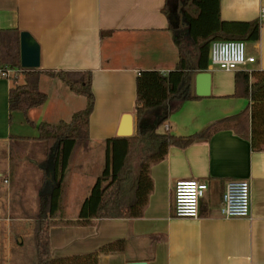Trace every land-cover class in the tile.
<instances>
[{"label":"crops","instance_id":"1","mask_svg":"<svg viewBox=\"0 0 264 264\" xmlns=\"http://www.w3.org/2000/svg\"><path fill=\"white\" fill-rule=\"evenodd\" d=\"M165 0H0V29L28 32L40 47L39 71L92 73L94 110L88 143L65 171L69 181L66 219L75 220L95 178L101 173L105 140L116 136L121 121H134L135 78L139 71L168 73L179 51L171 21L161 12ZM220 18L228 22L260 21L259 38L245 42L255 58L244 69L264 70V0H221ZM102 32H110L102 36ZM210 96L187 100L168 117L164 127L175 136L196 135L185 148L170 146L166 157L152 165V191L138 218L93 219L88 226L54 225L49 229L51 257L84 255L108 243L98 264H264V149L254 150L248 138L220 130L208 141L201 132L210 123L249 109L250 100L232 97L234 73L208 67ZM12 80L0 77V264H36L34 220L9 212L10 136L36 137L40 122L69 121L85 107L57 77L41 74L38 90L45 103L27 113L9 114ZM14 124L16 128H14ZM164 129V128H163ZM29 133V134H25ZM96 159V162H95ZM100 171V173H99ZM178 180L206 183L197 218L173 215V189ZM245 180L250 185L248 218L225 219L220 207L225 185ZM31 208H35L31 207Z\"/></svg>","mask_w":264,"mask_h":264},{"label":"trees","instance_id":"2","mask_svg":"<svg viewBox=\"0 0 264 264\" xmlns=\"http://www.w3.org/2000/svg\"><path fill=\"white\" fill-rule=\"evenodd\" d=\"M220 1L165 0L161 12L166 18H177L179 14L182 17L181 24L178 22L169 27L179 51L178 62L166 74L157 70L137 73L135 132L132 136H113L105 140L103 168L81 203L75 220L66 219L69 181L65 179V171L88 143L89 119L95 105L92 73L89 70L22 69L19 57L21 31L18 28L0 29V68L18 70V75L23 76L21 83L12 79L8 93L10 116L15 112L22 113L26 122L32 124L27 113L42 106L47 98L38 90L41 74L57 77L71 92L85 98V107L73 113L69 121L40 122L33 138L10 136L9 177L13 178L14 167L24 160H28L30 167L38 173L35 208H28L20 201L16 205L18 211L12 206L10 212L12 217L34 220L36 264H98L99 255L116 250L118 242L105 244L84 255L52 258L50 227L59 224L88 226L93 219L141 217L152 191L150 167L166 157L170 146L185 148L196 141V135L175 136L159 128L181 103L200 98L191 95L190 78L197 72L208 70L211 42H254L259 38V20L224 21L220 18ZM109 34L101 33L102 36ZM232 97L248 98L251 102L249 109L208 124L201 132V140L208 141L220 130H232L238 136L248 138L254 150L264 149V70L236 71ZM38 152L42 154L40 158L36 157ZM18 200H22L21 195Z\"/></svg>","mask_w":264,"mask_h":264},{"label":"built area","instance_id":"3","mask_svg":"<svg viewBox=\"0 0 264 264\" xmlns=\"http://www.w3.org/2000/svg\"><path fill=\"white\" fill-rule=\"evenodd\" d=\"M209 66L225 72L244 70L253 64L255 58L246 51V44L241 40H215L208 52ZM18 70L0 68V77L14 79ZM165 130L168 128L165 126ZM207 190V184L195 180H178L174 184L172 212L178 218H197L199 202ZM225 219L248 218L250 215V185L245 180H231L225 185L220 207Z\"/></svg>","mask_w":264,"mask_h":264},{"label":"water","instance_id":"4","mask_svg":"<svg viewBox=\"0 0 264 264\" xmlns=\"http://www.w3.org/2000/svg\"><path fill=\"white\" fill-rule=\"evenodd\" d=\"M182 22L181 14H179ZM177 18L172 16L171 21ZM183 26H186L184 23ZM19 57L22 69H38L40 66V47L35 39L26 31H21L19 35ZM211 73L209 70L195 73L190 78V93L192 96L208 97L210 96ZM136 129V119H132L130 114L124 115L116 136H132ZM128 264H146L145 262H131Z\"/></svg>","mask_w":264,"mask_h":264},{"label":"rangeland","instance_id":"5","mask_svg":"<svg viewBox=\"0 0 264 264\" xmlns=\"http://www.w3.org/2000/svg\"><path fill=\"white\" fill-rule=\"evenodd\" d=\"M18 83H21L23 81L22 75H17L15 77ZM155 124V123H153ZM14 128H16V125L14 124ZM164 126H161L159 130H163ZM29 134V133H25ZM29 149H27L28 151ZM37 158H40L42 154L40 152L35 153ZM136 157L137 154H134ZM34 156V155H33ZM105 157L103 155L101 156V160H99V169L100 171L103 168ZM96 162V159H95ZM99 171V173H100ZM8 193H9V212L12 213V206H14V211H18L17 209V203L22 201L25 205H27L28 208L34 207L35 205V198L37 196V192L35 191L36 184L38 182V173L30 167L28 164V160L22 161L20 164L16 165L14 167L13 172V178L8 177ZM96 180V178H95ZM94 180V182H95ZM16 191V192H15ZM21 191L23 192L22 194ZM15 192V193H14ZM14 195H13V194ZM21 195L22 200H18L19 196ZM33 209V208H31ZM69 214L73 215V212H77L78 215V208H70ZM13 211V212H14Z\"/></svg>","mask_w":264,"mask_h":264},{"label":"flooded vegetation","instance_id":"6","mask_svg":"<svg viewBox=\"0 0 264 264\" xmlns=\"http://www.w3.org/2000/svg\"><path fill=\"white\" fill-rule=\"evenodd\" d=\"M179 19V17H177V20ZM176 24L178 23V21L175 22Z\"/></svg>","mask_w":264,"mask_h":264}]
</instances>
